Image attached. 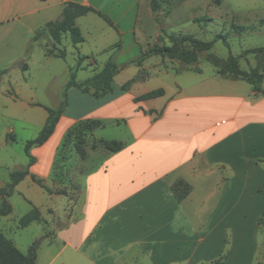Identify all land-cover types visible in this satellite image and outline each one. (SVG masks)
Masks as SVG:
<instances>
[{
	"label": "crops",
	"instance_id": "0c3cea01",
	"mask_svg": "<svg viewBox=\"0 0 264 264\" xmlns=\"http://www.w3.org/2000/svg\"><path fill=\"white\" fill-rule=\"evenodd\" d=\"M188 1L0 0V69H5L0 76V187L10 182L11 172L28 167L5 197L11 211L0 215V231L23 253L38 240L34 264H241L242 256L258 253V263L264 261V234L259 242L264 220L257 224L264 211V78L256 92L246 80L218 73L229 54L198 56L199 72L178 71L176 60L160 55L134 62L153 44L170 45L161 16ZM196 1L209 23L221 21L224 0ZM232 1L238 8L224 12L231 16L223 23L226 35L264 34V0ZM66 2L92 7L111 24L87 12L75 19L81 42L72 43L67 33L60 43L46 34L32 40L36 30L60 16ZM190 9L194 20L200 14ZM239 47L230 52L239 69L264 74V50L244 53L260 46ZM108 59L119 67L112 91L96 97L68 88L54 131L29 148L34 161L28 166L25 143L45 124L46 107L59 105L69 68L77 65L75 77L82 81ZM201 60L213 65L211 74L203 73ZM127 81L130 86L123 89ZM158 88L161 95L135 101ZM83 119L100 124L85 137V157L74 153L76 171L67 181L80 195L68 220L57 226L67 196L55 191L64 186L69 170L56 175V155L68 129ZM98 140H117L122 148H92ZM95 157H104L99 168L91 161ZM177 180L190 186L181 200L171 190ZM33 206L40 219L19 226ZM218 257L223 258L216 262Z\"/></svg>",
	"mask_w": 264,
	"mask_h": 264
},
{
	"label": "trees",
	"instance_id": "16d2710c",
	"mask_svg": "<svg viewBox=\"0 0 264 264\" xmlns=\"http://www.w3.org/2000/svg\"><path fill=\"white\" fill-rule=\"evenodd\" d=\"M152 8H156L155 4H152ZM87 12H95L101 17H103L109 24L111 21L99 11H96L92 7L81 5L76 2H66L62 8L60 16L52 21H48L45 25L36 30L32 36V40H37L43 35H48L54 43H60L62 35L67 33L72 43L76 44L83 40V37L75 25L76 17L86 14ZM196 22L208 21L210 20L207 16L194 19ZM261 23H264V18L260 20ZM243 27H234V29L239 30ZM170 45L165 44H153L145 50H143L139 57L134 60V62H141L145 58L151 55H160L162 58H169L171 60H176L179 63L178 71L181 69L192 70L199 72L200 69L195 66L198 62L199 51L208 50L213 41L221 38L223 44L229 47V44L226 40V36L223 34H218L212 41H205L194 37L189 33L181 34H167L166 35ZM189 44L191 47L190 50L185 48V44ZM264 50V48H253L244 51L248 52H259ZM48 53H52V49L48 48L46 50ZM58 56H63L64 53L60 51L57 53ZM75 67L69 68V79L61 91V101L59 105L55 108L46 107L48 112L45 124L40 129L36 137L33 139L27 140L24 146V151L29 157L28 166L34 161V158L29 154V148L33 145H40L45 142L48 137L54 131L56 123L67 103V90L70 87H76L84 92H91L92 95L99 97L103 94L109 93L112 91V81L114 75L119 71V67L112 60L108 59L104 66L98 71L92 74L91 76L85 78L82 81H77L75 77ZM5 72V69H0V76ZM218 73L234 78V79H244L252 85L254 91H259V84L264 78V74L257 69H250L249 71H242L238 67V58L231 53H229L227 63L225 66L218 70ZM131 81H127L122 85L123 89H128ZM163 93L161 88L154 89L147 93H144L135 98V101L143 100L147 98H152L159 96ZM100 123L96 120L83 119L71 126L62 142L59 152L56 155V160L54 164V172L56 175L58 171H63L66 163L68 162L64 152L62 154V148L65 149L66 142L68 141L71 146L68 148L74 150V152L83 159L85 157V137L90 133L94 128H96ZM97 144H101L105 149L111 152H116L122 148V143L117 140H98L92 143L91 147L95 148ZM71 155V154H70ZM28 174V167L24 169L13 171L10 173V182L0 187V195L3 197L1 206H0V215L8 214L11 211V206L5 200L6 196H9L14 188V186ZM62 175V174H60ZM31 178L38 185L43 187L47 192H53L52 189L45 186L42 181L36 178L34 175H31ZM171 190L174 193L175 197L178 200L184 198L189 190L190 186L188 183L177 180L171 185ZM56 193H61L60 190L55 191ZM40 219V211L37 207L33 206L28 212L23 214L19 220V226H26L28 223L34 220ZM264 220V211H262L260 217L258 218V226ZM38 246V240H34L28 247L27 252H21L11 240L6 238L4 234L0 231V264H34L36 258V248ZM257 264H264V262H259Z\"/></svg>",
	"mask_w": 264,
	"mask_h": 264
},
{
	"label": "rangeland",
	"instance_id": "374dc122",
	"mask_svg": "<svg viewBox=\"0 0 264 264\" xmlns=\"http://www.w3.org/2000/svg\"><path fill=\"white\" fill-rule=\"evenodd\" d=\"M195 2H201V1H196V0L190 1L189 0L187 2V6L178 7L177 12H174L173 14L168 15L166 17L161 16V20H166V22L168 24L167 29H168L169 34H171V33L181 34L182 32H186V33L194 34L195 36H198V38H200L201 40H205V41L213 40L216 37V35H218V34H223V35L227 36L226 38L230 43L229 47H227L223 44V41L221 38H218L213 43V47L209 50L210 53L208 51H199L198 54H199V57L201 59H205L208 57H214V55L225 56V55L229 54L230 52L231 53H237L239 51V48H240L239 46H241L242 44L245 46H250V47H257V46L264 47V34H254V36L251 38H246V37L240 38L238 36H234L232 33H229V35H226L227 34L226 32L229 30V28L227 25H223V23L225 21L230 23L231 22V16L230 15H224V12L228 11V10H236L238 8L237 5L234 4V1L224 0V5L220 8L223 12L222 13L223 16L220 19L221 21H219L218 23H209L208 21L198 22V23H201L200 25H201L202 29L197 28V25L195 24L196 21L191 19L190 12H192V11L190 9V6H194V12H196V14H200L198 17H193L194 19L205 16L204 14H206V11L204 8H202L200 3L196 4ZM220 9H218V10H220ZM155 11H157V10H155ZM204 23H206L207 26H205ZM185 48L187 50L191 49V47L187 43L185 44ZM67 60H69V56L67 57ZM201 67H202L203 73L205 75L211 74V71H212L211 69L213 68V65L210 62H208L206 60H201ZM95 135L99 136L97 134H95ZM70 146H71V144L67 141L66 145H65V149L62 148V154L64 152H66L65 153L66 157L67 158L69 157V159L67 160L68 162L66 163V166L64 167V168H68L69 175L64 176V177H66V179L63 180L64 186H58L60 188V191H61V193H58V194H64L67 196V198H66V201H65L64 206H63L64 215L61 216L60 218L58 217V220L56 221L57 226L63 224L64 222H66L68 220L70 210L80 195L78 189L71 186V184L68 183V181H67L70 178H72V172L74 173L76 171L75 170V168H76L75 167L76 157L74 154L75 152L72 149H70L68 151V148ZM91 161H93V163L96 164V166H95L96 168L97 167L99 168L102 166V164L104 162V157H95ZM78 201H81V198ZM48 213L50 214L49 217L52 215L54 217V211L51 208L48 209ZM52 226H54V225L52 224ZM31 227H36V226L33 225ZM262 234H264L263 228H261L260 232H259V242L261 241L260 239H262ZM222 258L223 257H218L216 259V262L221 260ZM250 258H252V259H250ZM250 258H248L246 256H242L241 264H257L258 261H260V259L262 258V255H261V253H258V255H255L254 257H250Z\"/></svg>",
	"mask_w": 264,
	"mask_h": 264
}]
</instances>
